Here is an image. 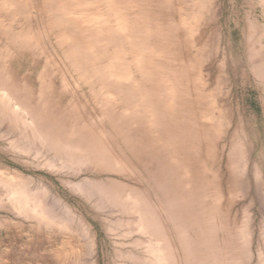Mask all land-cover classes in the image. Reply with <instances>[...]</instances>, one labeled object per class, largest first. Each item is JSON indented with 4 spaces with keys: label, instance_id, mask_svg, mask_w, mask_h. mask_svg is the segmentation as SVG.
<instances>
[{
    "label": "rangeland",
    "instance_id": "rangeland-1",
    "mask_svg": "<svg viewBox=\"0 0 264 264\" xmlns=\"http://www.w3.org/2000/svg\"><path fill=\"white\" fill-rule=\"evenodd\" d=\"M0 264H264V0H0Z\"/></svg>",
    "mask_w": 264,
    "mask_h": 264
},
{
    "label": "bare ground",
    "instance_id": "bare-ground-1",
    "mask_svg": "<svg viewBox=\"0 0 264 264\" xmlns=\"http://www.w3.org/2000/svg\"><path fill=\"white\" fill-rule=\"evenodd\" d=\"M83 20V19H82ZM26 181V180H25Z\"/></svg>",
    "mask_w": 264,
    "mask_h": 264
}]
</instances>
